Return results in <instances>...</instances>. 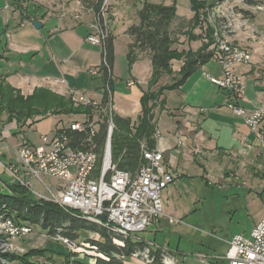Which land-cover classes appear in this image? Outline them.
<instances>
[{
    "label": "crops",
    "instance_id": "1",
    "mask_svg": "<svg viewBox=\"0 0 264 264\" xmlns=\"http://www.w3.org/2000/svg\"><path fill=\"white\" fill-rule=\"evenodd\" d=\"M168 1L171 3V0ZM5 4L9 5V9H4ZM116 15H119L117 11L112 17ZM188 18H191V12ZM33 22L41 25V28L35 30L32 26ZM111 24L112 22L109 21V25ZM109 25L105 26L111 32L112 28ZM131 25H135L134 22ZM94 34L96 31L92 10L81 5L79 0H0V80L23 96L31 95L36 88L48 89L64 96L68 89L99 103L104 96L99 71L102 63V47L91 45L86 41L87 36ZM229 34L225 35L228 41L249 51L252 58L244 70L236 71L238 66L234 68V72L241 76L245 85L244 95L237 100V104L247 112H251L264 107V73L255 70V64L259 62L261 53L253 42L249 41L251 39L249 32L233 36ZM112 37L115 41H113L110 109L112 115L134 123L141 112V97L148 89V83L152 78L151 60L147 54H139L129 66L126 54L130 40L125 30L122 37L118 38L113 34ZM209 49L212 50L211 47ZM118 60L124 63L125 73L117 72ZM170 65L171 75L162 73L156 87L172 84V74L179 72L182 61H171ZM91 71H95L96 74L91 75ZM207 75L222 77L220 68L213 58L197 68L173 91L163 92L159 100L162 101L161 106L157 104L153 110V121L158 132V137L154 139V148L162 153L163 161L174 178L173 183L164 190L166 193L170 192L168 189L177 183H186L193 179L205 181L207 185L206 178L212 175V168L217 170L220 164L219 158L222 156L229 160L231 155L249 156L248 158H262L264 161V146L258 144L254 135L243 124L242 118L234 115L226 107L230 100L228 95L212 85L206 78ZM131 81L133 85L128 87L127 83ZM71 117L72 120L67 123L79 122L83 115ZM19 134L14 122L0 126L1 161L16 162V148L21 142ZM180 140L183 141V147H177ZM26 142L31 145L39 144ZM7 182L8 176L0 168V186H6ZM225 182L220 181L222 185L231 187L230 183ZM42 233L45 234L43 231ZM81 234L82 232L79 233V238ZM92 235L98 239L97 235ZM79 238L74 241L76 247L80 245ZM51 239L55 240L54 237ZM132 240L152 244V241L139 238ZM86 243L91 250L89 243ZM28 250L23 249L24 253ZM70 254L69 252V259ZM177 255L176 253L179 261L180 257ZM48 257L52 262L66 264L61 256L56 257L55 254H51ZM217 257L223 256L220 254ZM45 259L48 261L47 258ZM73 262L91 263L92 260L77 259ZM180 262L183 263L181 260ZM197 262L224 264L223 261H207L206 258ZM124 264L137 263L126 257Z\"/></svg>",
    "mask_w": 264,
    "mask_h": 264
},
{
    "label": "built area",
    "instance_id": "2",
    "mask_svg": "<svg viewBox=\"0 0 264 264\" xmlns=\"http://www.w3.org/2000/svg\"><path fill=\"white\" fill-rule=\"evenodd\" d=\"M228 5L232 14H235L236 25L237 6L232 3ZM102 8L100 18L94 17L96 34L86 38L89 44L100 47L107 35L106 26L101 19ZM4 9H9V5L5 4ZM246 10L258 12L261 11V6H251ZM96 19H99V23ZM222 50H229V57H222ZM250 59L251 56L241 49H232L230 44L220 42V49L214 52L213 60L218 64L222 77L207 75L206 78L228 95L230 100L226 107L242 118L243 124L254 135L258 144L264 146V107L247 112L237 104V100L244 95L245 85L241 76L234 72V68L249 64ZM102 64L107 66L105 60ZM90 74L96 73L91 71ZM132 85V81L127 83L128 87ZM103 91L107 96L105 104L91 101L67 89L65 93L72 105L89 107L93 115L85 114L79 122L72 121L62 128L55 129L52 137L40 136L38 145H31L20 136L21 142L16 148V162L0 160V168L8 176L7 185L0 186V193L8 194V187L18 186L38 201L53 204L68 215L99 219L105 229L116 227L128 231L132 239L135 238L133 234L145 232L148 227L164 217L161 194L173 183L174 178L163 161L162 153L155 148L150 150L144 144H140L141 163L133 174L117 168V164L112 161L110 150L114 123L110 109L112 93L108 84H104ZM103 122L106 124L105 142L102 147H97V132ZM76 136L80 138L79 142L74 140ZM157 137L158 132L155 130L154 139ZM177 147H183V141H178ZM45 179L49 182L45 183ZM32 182H37L44 193L32 192ZM167 222L173 225L176 220L169 216ZM6 225L11 230L14 241L31 234L20 224L8 222ZM54 239L71 253L68 264H73V260L97 256L90 248L88 250L92 255L86 256V252L73 247L71 241L58 236ZM146 245L145 248L160 250L157 246ZM227 246L228 249L221 258L226 264H264V215L253 225L247 238L243 235H233ZM15 252L22 255L24 251L16 246ZM161 252V264H183L176 258V253L164 248Z\"/></svg>",
    "mask_w": 264,
    "mask_h": 264
},
{
    "label": "rangeland",
    "instance_id": "3",
    "mask_svg": "<svg viewBox=\"0 0 264 264\" xmlns=\"http://www.w3.org/2000/svg\"><path fill=\"white\" fill-rule=\"evenodd\" d=\"M228 1L171 0L170 3L168 0H119L118 2L106 0L101 5V8L103 7L101 19L104 25H109V21L112 22L109 25L112 28L111 32L109 28H106L107 32L119 38L123 36V31L126 32L132 22L135 25L138 24L137 12L142 8L144 2L163 6L174 4L175 17L168 29L174 42L172 48L179 54L188 51L196 53L206 45H211L212 48L214 41L212 36L214 31L218 30L216 22L219 21L214 11L220 13L229 11ZM167 3L170 4L166 5ZM229 3L237 6L235 8L237 22L231 36L243 32L250 33L252 40L249 38V41L253 42L261 53L259 62L255 64V70L264 73V0H231ZM256 5L261 6V11L248 12L246 10L247 7ZM116 11L119 15L112 17ZM190 12L191 18H188ZM210 12H214V14L211 15ZM96 22L99 23V19H96ZM180 58H183L179 61H182L183 64L184 56ZM120 60L116 64L117 72L125 73V65ZM248 65L238 66L236 71L244 70ZM172 75L173 80L177 78L176 73ZM158 87L155 86L150 91L155 92ZM52 93L69 99L66 93L64 96ZM5 120L6 116L2 115L1 121L5 122ZM35 120L37 118H34ZM70 120H72L71 116L45 117L38 123L34 122L31 126L28 124L21 132H18L20 133L18 137L23 136L26 141L39 143L40 136L52 137L55 129L66 126ZM248 157L231 155V160L227 157H220V164L217 162L219 167L217 170L212 168V175L206 178L207 185L205 181L193 179L186 183H177L168 189L170 191L168 193L163 191L161 205L164 217L148 227L145 232H137L133 236L145 241H152L153 247L157 244L166 250L177 253L184 264H199L197 261L205 260V258L207 261H222V257L217 256L225 255L228 249L226 243L231 236L243 235L247 238L253 225L260 221L264 215V161L262 158L251 159ZM220 181L230 183L231 187L222 185ZM48 182L49 180L45 179V183ZM31 191L38 194L44 193L37 182H32ZM169 216L176 220L173 225H169L167 222ZM177 221H181V223H177ZM51 238L53 237L47 236L38 226L33 225L32 233L27 239L12 240L9 241V245L20 246L26 250L29 248L48 250L56 257L69 254L62 243ZM89 238L97 239L92 234L82 233L79 238L80 245H77L81 252H86V256L90 252L86 243ZM132 257L134 259H131L137 264L150 263L144 257V260H141L142 257ZM45 258L43 254L32 255L23 262L18 261L11 264H60L47 261Z\"/></svg>",
    "mask_w": 264,
    "mask_h": 264
},
{
    "label": "trees",
    "instance_id": "4",
    "mask_svg": "<svg viewBox=\"0 0 264 264\" xmlns=\"http://www.w3.org/2000/svg\"><path fill=\"white\" fill-rule=\"evenodd\" d=\"M81 5L92 10L95 18H100V9L104 0H79ZM118 1V0H113ZM175 6L153 5L144 2L142 8L137 12V25H131L125 34L130 43L127 47L126 60L129 66L136 60L139 54H147L150 57L153 74L148 89L143 93L140 101L141 112L134 123L113 115L114 130L111 134L110 147L112 161L117 168L133 174L141 163L140 144L148 149H154V133L156 125L153 110L156 103L161 106L160 97L163 92L175 89L177 86L191 76L197 68L203 66L213 58L214 49L211 45L203 46L196 53L190 51L177 53L172 48L174 42L169 34V26L175 17ZM102 24V23H101ZM102 27V26H101ZM104 30V28L102 29ZM114 37L108 34L102 45V61L100 73L102 78V89L108 84L112 93L111 70L114 62L113 50ZM213 46V45H212ZM213 51V52H212ZM184 56L183 64L177 78L172 79V84L158 87L155 92L150 91L156 86L162 73L171 75V61H180ZM102 104L107 101L106 93L103 91ZM92 109L85 106L74 107L71 101L65 97L55 95L44 88H36L31 95L23 96L19 91L11 88L0 80V126L14 122L18 132L25 127L31 126L47 116H79L93 115ZM55 113V114H54ZM6 116L5 122L1 116ZM34 118L37 120L34 121ZM106 124L103 122L97 132V147H102L105 142ZM79 142L80 138L75 137ZM9 193H0V219L11 218L18 224L36 225L45 234L51 237L67 239L74 243L79 238L80 232L92 233L98 236L97 240L88 239L91 250L97 255L91 258V263L73 262V264H124V259L133 254L148 251L151 264H161L162 248L159 251L152 250L142 241H133L131 237H123L113 233L104 226L92 223L80 215H68L53 204L38 201L28 192L18 186H11ZM145 248V249H144ZM143 250V251H142ZM43 254L47 259L53 253L48 250L32 249L23 255L7 254L0 252V264L23 262L32 255ZM62 261L68 263L69 256H61ZM48 259V260H49ZM223 261V260H222ZM224 262V261H223Z\"/></svg>",
    "mask_w": 264,
    "mask_h": 264
},
{
    "label": "bare ground",
    "instance_id": "5",
    "mask_svg": "<svg viewBox=\"0 0 264 264\" xmlns=\"http://www.w3.org/2000/svg\"><path fill=\"white\" fill-rule=\"evenodd\" d=\"M229 1H231V0H229ZM229 1H228V3H229ZM244 1H249V0H244ZM246 4L249 5L247 2H246ZM214 12H215L217 19L219 20L218 22H216L217 23L216 26L218 27V30H215L213 33V36H212V37H214V41H213L214 51L217 52L218 49H220V42L223 44H230V48H232V49H241L239 47H236L232 42H229L225 36V35H228L229 33L233 32L235 30L234 22H231V21H235L234 14H232L231 9L229 8V11L227 10V11H225V13H224V11H223V13H220L218 11H214ZM214 12H212V13L210 12V14L212 15V14H214ZM241 50L244 51V53L246 55L251 56L249 51H247L246 49H241ZM222 57H229V50H222ZM227 106H228V104H227ZM80 216L82 218L92 222V223L103 226L102 222L99 221V219H91V217H85L83 215H80ZM8 222H10L11 224H18L15 222V220H13L11 218H1L0 219V252L7 253V254H20V253H14L16 247L13 248L12 245H9V241L13 240V234H11V230L9 228H7L6 224ZM20 225L23 226L24 230L28 231V234L32 233V227L30 225H27V224H20ZM108 229L117 235H120L123 237H129L128 231H123V230H120L116 227H108ZM72 244H73V247H76L75 243H72ZM13 249H14V251H13ZM132 256L137 257V258L142 257L141 260H144V258L148 259L150 264L152 262L151 259L149 258L150 255H148V251L133 254ZM2 263L7 264L4 262H2Z\"/></svg>",
    "mask_w": 264,
    "mask_h": 264
},
{
    "label": "water",
    "instance_id": "6",
    "mask_svg": "<svg viewBox=\"0 0 264 264\" xmlns=\"http://www.w3.org/2000/svg\"><path fill=\"white\" fill-rule=\"evenodd\" d=\"M32 26H33V28H34L35 30H39V29L41 28V25H39V24L36 23V22H33V23H32Z\"/></svg>",
    "mask_w": 264,
    "mask_h": 264
}]
</instances>
